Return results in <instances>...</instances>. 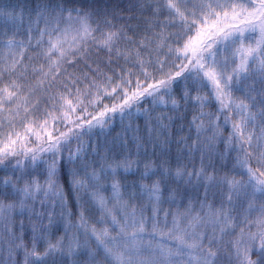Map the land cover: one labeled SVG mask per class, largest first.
Segmentation results:
<instances>
[{
  "label": "snow or ice",
  "instance_id": "6c2138e0",
  "mask_svg": "<svg viewBox=\"0 0 264 264\" xmlns=\"http://www.w3.org/2000/svg\"><path fill=\"white\" fill-rule=\"evenodd\" d=\"M0 264H264V0H0Z\"/></svg>",
  "mask_w": 264,
  "mask_h": 264
},
{
  "label": "trees",
  "instance_id": "16d2710c",
  "mask_svg": "<svg viewBox=\"0 0 264 264\" xmlns=\"http://www.w3.org/2000/svg\"><path fill=\"white\" fill-rule=\"evenodd\" d=\"M120 131V129L119 128H117L116 130H115V132H113V135H115L116 134V132H119Z\"/></svg>",
  "mask_w": 264,
  "mask_h": 264
}]
</instances>
